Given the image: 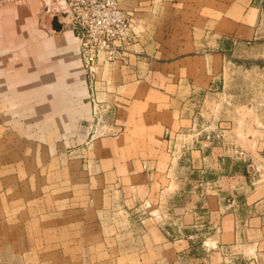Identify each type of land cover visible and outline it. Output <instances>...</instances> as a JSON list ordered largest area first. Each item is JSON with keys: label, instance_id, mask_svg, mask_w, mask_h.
Instances as JSON below:
<instances>
[{"label": "rangeland", "instance_id": "rangeland-1", "mask_svg": "<svg viewBox=\"0 0 264 264\" xmlns=\"http://www.w3.org/2000/svg\"><path fill=\"white\" fill-rule=\"evenodd\" d=\"M78 8L0 0V264H264V0Z\"/></svg>", "mask_w": 264, "mask_h": 264}, {"label": "built area", "instance_id": "built-area-1", "mask_svg": "<svg viewBox=\"0 0 264 264\" xmlns=\"http://www.w3.org/2000/svg\"><path fill=\"white\" fill-rule=\"evenodd\" d=\"M81 1L82 2L76 3V0H67L70 14L73 15L75 19H77V16L80 11L78 5L83 6V5H87L88 2L89 3L96 2V0H81Z\"/></svg>", "mask_w": 264, "mask_h": 264}, {"label": "water", "instance_id": "water-1", "mask_svg": "<svg viewBox=\"0 0 264 264\" xmlns=\"http://www.w3.org/2000/svg\"><path fill=\"white\" fill-rule=\"evenodd\" d=\"M53 29L57 32H60L61 31V26L60 24L57 22V20H54L53 21Z\"/></svg>", "mask_w": 264, "mask_h": 264}, {"label": "crops", "instance_id": "crops-1", "mask_svg": "<svg viewBox=\"0 0 264 264\" xmlns=\"http://www.w3.org/2000/svg\"><path fill=\"white\" fill-rule=\"evenodd\" d=\"M250 1V0H249Z\"/></svg>", "mask_w": 264, "mask_h": 264}]
</instances>
